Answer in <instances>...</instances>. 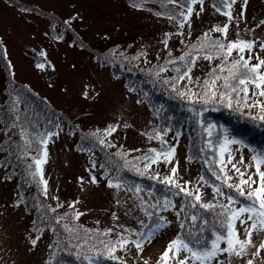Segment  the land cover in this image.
I'll use <instances>...</instances> for the list:
<instances>
[{"label": "rangeland", "instance_id": "rangeland-1", "mask_svg": "<svg viewBox=\"0 0 264 264\" xmlns=\"http://www.w3.org/2000/svg\"><path fill=\"white\" fill-rule=\"evenodd\" d=\"M218 5L219 0L215 3L204 0L203 11L200 5H192L191 27L185 24L181 29L179 22L183 16L177 10L180 6L169 0H0V107H9V93L24 89L53 108L45 122L47 127L52 126L53 120L57 125L53 132L57 135L49 139L47 162L42 166L43 178L48 184L47 198L39 179H33L32 168H29V174L20 176L14 170L7 171L9 164L5 167L0 163V264H87L76 258V245H84L79 251L92 255L89 248L95 245L103 251L100 241L114 242L118 233L135 239L131 233L140 231L154 217L152 209L158 207V202L166 199L165 194L169 192L174 194L173 206L162 213L166 215L167 226L159 230L157 238L145 245L139 256L129 245L125 257L127 264H143L144 260L156 264L168 243L182 233H179L180 224L184 223L185 230L193 228V234H200L199 239L205 238L210 229H219L217 220L223 218L220 216L223 209L219 205L227 203L228 194L223 187L219 188L223 195L217 193V187L208 184L201 175L202 171H208L210 164L207 161L215 157L212 145L223 143L224 136L219 130L221 122L209 116L217 110L214 105L195 99L190 101L178 93L188 89L201 93L205 80L211 81L214 75H228L230 63L222 65V58L209 46L205 33L210 40L225 44L237 39L254 41L256 47L252 55L264 58V51L258 46L264 43V25H260L264 20V0H248L242 19L239 12L243 0H237L232 7L235 19L231 22L215 10ZM226 23L229 25L226 39L223 34L212 31L213 27H223ZM3 50L4 57L1 55ZM186 53L196 57L194 64L190 57L180 59ZM205 55H212L213 59L207 60ZM248 55L246 51V59ZM238 58L239 54L234 50L229 60ZM255 63L256 59H252L251 64ZM38 64L45 67L38 68ZM220 66L224 71H220ZM161 68L164 71H160ZM188 68H191V82L187 78L178 80ZM124 69H129L124 74L133 76L135 82L121 74ZM135 70L141 75L133 74ZM261 71L264 72V67ZM173 84L176 90H173ZM253 91L256 89L249 85L250 96ZM253 99L264 101V97ZM215 104L223 107L219 102ZM228 110L255 117L260 114L259 108L236 110L235 101L233 109ZM6 114L14 120L16 127L5 125L0 119V143L9 144L8 149L0 147V161H8L12 149L24 156L25 144H21L17 119H14L17 113ZM3 116L5 113H0V117ZM228 119L235 127L230 116ZM125 124L129 127H124ZM109 125H118L117 131L107 137L115 147L99 143ZM208 125L214 127L209 129ZM157 133L160 139L156 138ZM228 134L230 138H236L233 133ZM27 139L37 147L38 137ZM204 141L213 148H208L204 161L195 154L188 155L191 142L197 143L200 148L196 150L203 152ZM171 147L176 148L172 164H152L144 171L145 163H150L144 157L155 155L150 149L165 152ZM227 148L223 160L225 171L231 177L228 182L239 184L241 179L232 164L244 173V179L249 175L258 179L254 175L256 167L252 157L259 151L255 149L253 153L248 144H231ZM229 153L232 164L227 163ZM112 165L117 166L111 169ZM172 166H178L175 178L181 186L187 181L190 190H200L202 203L215 207L203 209L198 204L192 207L196 203L192 198L183 193L176 194L178 189L161 183L160 180L171 175ZM137 168L144 174H139ZM261 170L264 171V165ZM157 173V179L151 178ZM218 175L221 179L219 172L212 171V176L207 178L214 180ZM92 176L97 178V184L90 183ZM141 178L144 184L134 186V179L140 182ZM108 180L120 183L121 187H108ZM242 187L247 190L246 185ZM52 197H58V200ZM77 200L80 203L75 209L70 208L69 205ZM58 203L63 207L56 213L48 210L49 206L56 207ZM239 206L241 204L236 200L229 205L231 208ZM77 210L85 214L78 220L72 219ZM113 213L118 219H113ZM65 214L67 218L60 225L52 219ZM192 215L197 216L195 224L190 219ZM63 224H68L74 231H65ZM236 227L243 239L239 221ZM106 229H113L111 235L100 234ZM35 236L40 239L37 246L29 250L30 238ZM252 241L255 246L250 247L245 256L229 258L224 254L219 258L220 264L229 259L231 264H247L249 259L253 264H264V249L255 254L259 244L264 242V232H254ZM224 246L221 243V247ZM186 255L181 252L178 259ZM189 264L198 262L189 261Z\"/></svg>", "mask_w": 264, "mask_h": 264}, {"label": "snow or ice", "instance_id": "snow-or-ice-1", "mask_svg": "<svg viewBox=\"0 0 264 264\" xmlns=\"http://www.w3.org/2000/svg\"><path fill=\"white\" fill-rule=\"evenodd\" d=\"M179 0H169V3H178ZM237 3V0H219V5L216 6V11L221 13L222 15L226 16L228 21L231 22L235 18L233 16L232 7L234 4ZM198 4L201 6L200 10L203 11V4L204 0H189L187 4L186 13L182 12L181 15L183 16V20L179 22V27L183 29L185 24H188L191 27L190 18L194 13V9L192 5ZM248 4V0H243V8L239 12V18H244V8H246ZM226 11H222L221 6ZM159 15V13H157ZM199 15V12L196 13ZM169 19H174V17H169ZM68 23V21H66ZM260 25H264V20L260 21ZM259 26V25H258ZM213 32H219L223 34L224 38H227L229 25L226 23L223 27H213ZM205 40H209V46L217 51V55L222 58V65L225 62L230 63V67L228 68V75L221 76V75H214V78L204 81V85L202 87L201 93L192 92L191 89L187 91L179 92L178 95L181 98L187 97L190 101L195 99L196 102H201L204 104L209 103H221L223 107L228 109H233V102L235 101L236 110H240L241 108H259V116L258 119L264 122V101L259 99H253V97H264V72L261 71V68L264 67V58L259 55L253 56L252 52L256 44L254 41H245L242 39H237L235 41L227 42L226 44L219 40H210L208 33L204 34ZM167 39L164 40V44L167 46ZM261 51H264V43L258 45ZM201 47H204L202 44ZM236 50L239 54L238 59L229 60L232 57L233 51ZM248 52V58L246 59L244 56L245 52ZM43 54V53H42ZM190 57L191 62L194 64L196 57H191L190 53H186L184 56H181V60H185L186 58ZM207 60L213 59L212 55H205L204 57ZM252 59H256L257 63L251 64ZM174 63V61H170ZM38 68L43 69L45 66L44 64H38ZM160 71H164L163 68ZM220 71H224V68L220 66ZM191 68H188L181 76H179L178 80L188 79L191 82L190 76ZM215 72V70H214ZM222 81V83H219ZM249 85H253L256 91L249 95ZM173 90H176V85L173 84ZM243 93V96H241ZM85 97L87 98V92L84 93ZM249 100H252V103H249ZM252 119H257V117H252ZM124 127H129V125L125 124ZM214 127L213 125H208V128L211 129ZM118 125H109L106 130L104 131L103 138L99 139V143L101 145L107 147H115L110 141H107V137L111 136L114 132L117 131ZM211 134V133H210ZM57 135L56 133L49 132L46 137H42L40 139V143L44 146V151L39 158H33V164L35 165V171L31 173L33 179L39 177V183L43 186L42 191L47 198L48 192V184L47 181L43 178V165L47 162V144L49 143V139L53 136ZM93 135H97V133H93ZM157 139H160V134L157 133ZM152 139V137H149ZM231 144H244V141L237 138H230L227 133L225 132L223 143L220 146V153H221V160L218 162L220 167V173L223 174L224 179L222 183H224L229 189H235L237 194L241 197H245L249 201L248 204L241 205L239 207L230 208L229 205L233 204L234 197L227 196V203L224 205H219L223 209V212L220 214L222 219L218 218L217 223L219 225V229L213 231L212 236L214 237L210 241L206 242L204 245L194 248L190 246L191 242H186L185 239L177 236L173 240H171L164 252L159 256L156 261V264H189V261L198 262V264H220V257L224 254H227L228 257H243L247 254V251L250 247H254L252 241V236L254 232H264V171L261 170V165H264V152H261L259 155H254L252 157L253 161H255L256 172L255 176L258 179H254L252 175H249L247 179H244V173L240 171L239 168L236 167L235 164H232V156L229 153L227 158V163L232 164V168L240 174V182L239 184H231L228 181L231 177L225 171V161L223 160V153L228 151L227 146ZM150 152L155 153L154 156H145L144 159L150 161V163H145L144 171L146 172L152 164L157 163H166L172 164V161L176 154V148L171 147L165 152H158L155 149H150ZM27 155V153H25ZM119 155V153H118ZM243 163V158L240 160ZM127 164L128 162L125 161ZM31 168L32 165H29ZM137 172L143 175L144 172H140L139 168H137ZM171 175L165 176L161 183L166 185H170L173 188L178 189L179 193H183L185 197L192 198L196 203L192 204V207H196L198 204L200 208L203 209H211L215 207V205L210 203H202L201 202V194L199 189H195V191L190 190L188 188V182L185 181L184 185L181 186L180 183L175 178L178 173V166H172L170 169ZM159 174L157 173L156 176L151 177L153 179H157ZM217 179H220V176H217ZM83 183V181L81 180ZM91 184H97V178L95 176L91 177L90 180ZM242 185L247 186V191ZM255 185V187H253ZM107 186L112 188L115 187L119 189L121 187L120 183H113L112 180L107 181ZM140 191V189H137ZM215 191L223 195L219 188H216ZM54 200H58V197H52ZM80 203L79 200L73 202L69 205L70 208L75 209L76 204ZM19 206V205H17ZM171 205L170 201L165 202V209L169 208ZM63 207L62 204H57L56 207H48V210L52 213H56L57 209ZM183 209H181L182 211ZM85 213L80 211H75L74 216L72 219L78 220L80 216L84 215ZM179 215V213H177ZM147 215L151 216L152 213H147ZM67 218V214L64 216H54L52 219L55 220L57 225L61 224V221ZM113 219H118V217L113 213ZM193 224L197 221V216L192 215L190 217ZM160 222L155 223V227L152 226H143L142 229L138 232L131 233L136 238L130 240L127 236H124L120 233L117 234V239L113 241H100L103 245V251L96 248L93 245L91 248L88 249V252H91L92 255H89L87 252H80L79 249L83 248L84 245H76L75 247L78 249L77 253L75 254L78 260L86 261L88 264H92L94 259H107L111 261H115L116 264H127L125 257L129 252V245L135 248L136 255L142 254L144 251L145 245H150L156 238L157 233L159 230L165 228L167 226V222L164 221L163 217L159 218ZM239 221L240 226L243 228L244 238H240V234L236 227V222ZM63 229L67 232H73L74 229L69 227L68 224L62 225ZM120 227H123L122 225ZM181 228L184 227V224L180 225ZM223 229L224 231H220ZM39 231V228H37ZM88 231V230H85ZM124 231H128L124 229ZM113 232V229H106L101 235L109 236ZM40 239L39 236H35L30 238V249L35 248L37 246L38 240ZM221 243L225 246L221 247ZM264 249V242L259 244L257 252L255 254H259V251ZM118 252L124 253V255H117ZM183 252L187 255L183 259H178L179 254ZM62 264V262H59ZM143 264H149L147 260L143 261ZM225 264H231L230 259L225 262ZM247 264H253V260H247Z\"/></svg>", "mask_w": 264, "mask_h": 264}, {"label": "trees", "instance_id": "trees-1", "mask_svg": "<svg viewBox=\"0 0 264 264\" xmlns=\"http://www.w3.org/2000/svg\"><path fill=\"white\" fill-rule=\"evenodd\" d=\"M135 1L137 2L138 0H135ZM211 1H212V3H215L217 0H211ZM188 3H189V0H179V2L176 3L180 6V8L177 9L180 12V15L182 12L186 13V9H184V8L185 7L187 8ZM137 4H139V3H136L135 5H137ZM220 6L222 7V5H220ZM173 9H176V8L173 7ZM1 55H3V57H4V50L1 51ZM126 70L128 71L129 69H124V71H121V74H124L126 72ZM132 73L133 74L136 73L138 75H141V72H138L137 70H135V72H132ZM128 74H129V72H128ZM125 76L131 77L132 81L135 82V79L133 76H131V75H125ZM134 76H136V75H134ZM8 97H9L8 101H9L10 105L7 108H5L4 106L0 107V113H5V116L0 117V119H1V122L4 123L5 125L13 124L16 127L14 120H10L9 115H7L6 113L7 112L17 113L16 118H14V119L15 120L17 119L16 124H17V127L19 129L18 133L20 136L21 144H25V146H23L24 156H19L17 153L14 152L15 150L11 148L12 150L9 153L10 155L8 157V161L1 160L0 163L4 164L5 167L8 166V164H9L10 167L7 169L8 172H11L12 170H14V172H16L17 174H20V176L21 175L24 176L27 173L29 174V168H30L29 165H32V167H31L32 171H35V165L33 164V158L34 157L39 158V156H41L43 151H44V146L39 142L40 139L42 137H46L49 132L53 133L55 131V127H57V125H56L55 121L53 120L52 122H50V123H52V126H49V128L47 127L45 122L50 118V111H51L50 109L53 110V108H51L47 103H42L39 99L32 97L31 94H28L24 89L16 90L12 93H9ZM26 99H30V100H28V105H26ZM211 105H214L215 109H217V110L212 111L209 114V116H211V117H213V119H217L218 121L221 122L220 129H219L221 136H224L225 132L227 133V135H230L228 133H233L237 139L243 140L244 144L250 145V150H252L253 153H254L255 149H257L259 151V154L261 152H264V122L260 121L258 119V117H257V119H252V117H254L252 115L243 114V113H239V112L234 113V112H231L230 110H228L226 108H223V107L220 108V107H218L219 105H216L215 103H211ZM32 106H33V109H31ZM203 113H206V112H202V114ZM231 114H235L234 115L235 117L232 116ZM206 115H207V113H206ZM215 115H217V116H215ZM228 116H230V120L232 122H234L235 127H232L229 124ZM207 119H208V117H207ZM244 123H246L247 125H245ZM190 128H192V125L190 126ZM190 131H191L190 133H192V129ZM28 133H30V134H28ZM220 134L218 135V137L220 136ZM34 137H38L37 147L33 146L32 143L30 144V142H28L29 139H27V138H30L31 140H33ZM192 139H194V136L192 137ZM35 141H36V139H35ZM217 142H218V140H217ZM218 143L215 145H212V147H214V150H213V148H211L210 144H208L204 141V145L202 147H205V149L203 152H201L200 149L196 150L197 148H200V146L195 142H191V145L188 146V148H187L188 155L192 156L193 154H195V157L200 156L201 161H204L205 159L203 158V156L207 155L208 148L213 150L215 157H213L214 159L207 161L210 164V166L208 168V171H204V172L202 171L201 176L207 181L208 184L212 185L213 187H217V188L223 187L225 189V191L227 192L228 196L229 195L233 196L234 200L238 201L241 205L248 204L249 201L247 199H245V197H241L237 193H235L234 188L229 189L226 185L224 186L221 183L224 179V176H223V174L220 173L221 165L218 163L222 158L221 153H220V146H219L220 144H218ZM7 145H9V144L8 143L7 144L2 143V145H1V143H0V147L3 146L4 148H7ZM216 151H217V154H215ZM25 153H27V155H25ZM223 157H224V154H223ZM117 165H112L111 169H113L114 166H117ZM216 167H217V169H215ZM212 171L214 173L219 172L220 175H222L221 176L222 178L220 180H218L217 178H215L214 180L207 178L208 175L212 176ZM36 179H39V177H36ZM228 183H230V182H228ZM133 184H135L134 186H136L138 184H144V180H143V178H141V180L139 182V180L134 179ZM151 189H152V187H151ZM165 195H166V199L160 200L158 202V207H154L152 209L154 217L153 218L151 217L149 222L146 223L145 226L154 227L155 223L160 222V220H159L160 217H163L164 219L166 218V215L162 214V213L167 211L165 209L164 205H165L166 201H170L172 204V201H173L172 198L174 197V194H173V192H169V193H166ZM159 213H160V215H158ZM183 217H184V215H183ZM193 231L194 230L191 227H189V229L187 228V230L181 228L179 233L180 232H182V233H180L178 236L185 239L186 242L190 241L191 242L190 246H193L194 248L200 247V246L204 245L206 242H208L214 238L212 236V233L215 230L210 229L209 234L208 235L206 234L207 236L203 239H199L200 234L195 235V234H193ZM220 231H224V230L222 229ZM200 241L202 242L201 244H200ZM86 263L88 264V262H86ZM92 264H116V262L111 261V260L102 261V262L100 260H93Z\"/></svg>", "mask_w": 264, "mask_h": 264}]
</instances>
